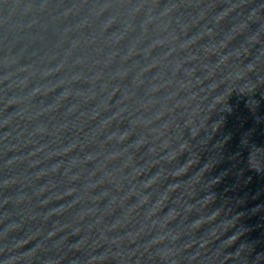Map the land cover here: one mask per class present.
Segmentation results:
<instances>
[{"label":"water","instance_id":"obj_1","mask_svg":"<svg viewBox=\"0 0 264 264\" xmlns=\"http://www.w3.org/2000/svg\"><path fill=\"white\" fill-rule=\"evenodd\" d=\"M0 264H264V0H0Z\"/></svg>","mask_w":264,"mask_h":264}]
</instances>
